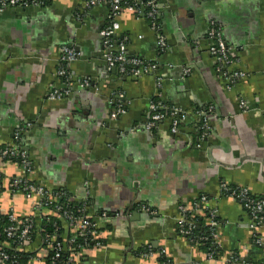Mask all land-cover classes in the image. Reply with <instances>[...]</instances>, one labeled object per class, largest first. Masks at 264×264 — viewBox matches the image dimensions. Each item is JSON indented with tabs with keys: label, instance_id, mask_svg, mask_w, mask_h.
Listing matches in <instances>:
<instances>
[{
	"label": "crops",
	"instance_id": "crops-1",
	"mask_svg": "<svg viewBox=\"0 0 264 264\" xmlns=\"http://www.w3.org/2000/svg\"><path fill=\"white\" fill-rule=\"evenodd\" d=\"M42 1L0 15V147L13 145V132L22 128L21 146L34 167L29 180L75 201L88 197L101 245L71 254L74 264H162L158 252L169 264H237L232 254L264 264L250 216L220 195L225 184L264 199V0H158L163 53L146 19L123 10L112 38L126 44L128 57L158 62L161 89L151 74L130 78L107 68L100 35L110 10L105 0L87 9L85 0ZM210 27L236 54L230 70L246 73L231 89L207 54ZM64 45L80 54L70 75L97 89L72 83L67 97L48 100L50 89L64 85L56 76ZM154 99L186 112L177 135L168 118L146 128ZM116 102L123 113L112 120ZM207 107L215 118L201 141L195 114ZM20 173L13 163L0 164V214L29 217L38 226L45 215L38 197L9 191ZM200 195L220 220L221 251L211 259L177 234V206ZM63 231L72 234L68 225ZM258 232L264 235V227ZM36 237L19 264H47Z\"/></svg>",
	"mask_w": 264,
	"mask_h": 264
},
{
	"label": "built area",
	"instance_id": "built-area-1",
	"mask_svg": "<svg viewBox=\"0 0 264 264\" xmlns=\"http://www.w3.org/2000/svg\"><path fill=\"white\" fill-rule=\"evenodd\" d=\"M105 0L108 3L110 10L107 17L106 27L101 31L100 35L103 39L104 54L103 59L108 69H116L122 75L130 78H136L142 75H153L156 87L162 88V79L159 75L158 62H147L138 57H128L126 53L125 43L122 41L116 44L113 40V35L118 29L116 19L123 10H128L137 13L148 21L149 28L155 33L156 44L160 52L167 50V45L164 37L159 31L156 19L159 16V1L147 0L145 2L139 0ZM104 1L101 0H85V9L94 7ZM42 0H0V15L7 9L15 7H27L29 5H43ZM206 38L210 44L207 47V54L215 64L216 73L219 74L227 83L228 89L240 79L246 77V73L241 70L231 71L230 67L237 62L236 54L223 41L220 32L210 27L206 33ZM60 57L58 60V69L56 71L57 78L64 81L62 88H52L47 93L48 100H56L67 97L69 95L72 83L77 84L81 88L93 87L97 89L94 83H91L88 78H74L67 70L70 64L75 63L80 59V54L66 45L60 49ZM189 68H184L182 76H188ZM114 110L110 113V119L115 120L123 113L122 105L118 102L114 104ZM243 109L247 107L241 105ZM149 121L146 125L147 129L168 118L170 121V132L172 135L178 134V126L186 120V112L179 107H167L161 102H152L149 104ZM197 124H200L201 136L203 141L208 134L211 119L215 118L212 107H207L196 112ZM23 129L17 128L13 132V145L6 147L0 151V161L5 159H15L19 161L18 168L20 176L14 177L9 182V191L11 193H23L26 197L35 195L39 201L37 209L41 214L50 215L48 209L51 207L58 213L62 221V227L68 225L72 234L65 236L64 233H56L41 239V245L46 252H53L48 264H74V258L70 255H77L83 249L72 248L75 246L77 239H82L84 243L92 242L93 246L99 247L101 239L98 236V226L96 220L91 215L74 216L71 212L57 205V195L50 193L46 188L29 180V176L33 173V165L29 160L28 155L21 146ZM226 193V194H225ZM228 194V195H227ZM220 195L223 197L237 201L247 212L251 219L252 241L254 243L264 245V235L258 231L264 227V199L257 200L253 198L246 189L240 187H228L225 184L220 185ZM69 202V201H68ZM209 200L206 196L200 195L198 199L191 203L179 204L177 206L179 217L177 219V234L185 237L186 240L195 243L192 235L194 229L201 224L197 218L208 215L207 222L209 236H200L197 241L205 242L208 239L213 241V244L218 248L220 220L218 218L217 209L215 206L208 204ZM84 210L88 208V197L84 198ZM146 211L152 213L148 209ZM101 218L105 217V213H101ZM8 224L2 229V235L5 236V245L0 243V264H19L20 254L26 252V249L32 244L34 238L32 236L35 223L29 217H17L12 212L6 215ZM39 237V235H38ZM195 243L196 245H201ZM75 248L77 250H75ZM74 249V250H72ZM79 249V250H78ZM145 256H150V249L144 251ZM68 254L63 261H59L61 255ZM158 254L163 255L162 252ZM208 258H213L214 253L208 252ZM232 261L237 264H258L249 261H243L235 254H232Z\"/></svg>",
	"mask_w": 264,
	"mask_h": 264
},
{
	"label": "trees",
	"instance_id": "trees-1",
	"mask_svg": "<svg viewBox=\"0 0 264 264\" xmlns=\"http://www.w3.org/2000/svg\"><path fill=\"white\" fill-rule=\"evenodd\" d=\"M125 2H128V4L131 3L130 0L125 1ZM158 21H159V19L157 18L156 22L159 23ZM153 101L159 102L160 100L154 99ZM197 127H200V124H197ZM4 148H5V146L0 147V151ZM2 162H10V163H13L14 165H16L17 167L19 164V161L15 160V159L1 160L0 164H2ZM12 179H13V177L11 178V180ZM55 195H57V199H56L58 202L57 205L61 206L65 210L71 212L74 216L77 217V216H82V215L84 216V215L88 214L87 210H84V207H83L84 204L82 203L83 201H81V202L75 201V199L71 195H69L66 191H58L57 193H55ZM223 196L224 195H222V197ZM253 198H255L257 200H262V199H259L257 197H253ZM47 210H49L48 212H50V215L42 216L40 224L38 226L35 225L34 230H33V234H32L33 238H37L36 236L39 235L40 240H41V239H44L45 237L50 236L52 234H56V233L61 234L64 232L63 227H62V221H61V218L59 217L60 213L56 212L52 207H51V209L47 208ZM197 219H198V222L201 224V226L198 225L194 229L192 238H193V241H195V243H199V241H197V239L200 236H209L208 226H207V222L209 219L208 215H205V217L197 218ZM7 224H8V220H7L6 216H3L0 214V241L5 240V236L2 235V229ZM179 237L186 239L185 237H182V236H179ZM195 243H193V244H195ZM199 244H201L200 248L204 253L207 254L208 252H212V253H214V256H213L214 258L218 257L220 255L221 250L213 244L212 240L208 239L207 241H205V242L203 241ZM90 246H92V242L88 241V244H87V243H84L82 239H77V241L75 243V247L80 248V249L89 248ZM76 248H75V250H77ZM52 255H53V252H47V256H48L47 257V264L50 263V258ZM66 255L62 254L59 261H63L66 258ZM22 256H25L24 253L20 254V257H22ZM158 257H159L158 258L159 261L162 264H169V262L167 261V259L163 255L158 254ZM25 261H27V260H25Z\"/></svg>",
	"mask_w": 264,
	"mask_h": 264
},
{
	"label": "water",
	"instance_id": "water-1",
	"mask_svg": "<svg viewBox=\"0 0 264 264\" xmlns=\"http://www.w3.org/2000/svg\"><path fill=\"white\" fill-rule=\"evenodd\" d=\"M112 71H113V69H112ZM23 150H24L25 152L27 151V149H24V148H23Z\"/></svg>",
	"mask_w": 264,
	"mask_h": 264
}]
</instances>
